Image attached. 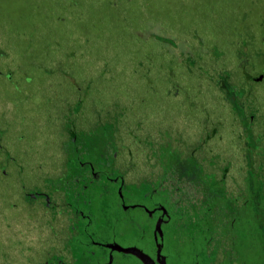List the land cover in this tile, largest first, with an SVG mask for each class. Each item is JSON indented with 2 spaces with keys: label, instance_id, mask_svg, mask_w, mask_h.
Here are the masks:
<instances>
[{
  "label": "rangeland",
  "instance_id": "rangeland-1",
  "mask_svg": "<svg viewBox=\"0 0 264 264\" xmlns=\"http://www.w3.org/2000/svg\"><path fill=\"white\" fill-rule=\"evenodd\" d=\"M71 147L264 180V0H0V264L49 259L25 198Z\"/></svg>",
  "mask_w": 264,
  "mask_h": 264
},
{
  "label": "flooded vegetation",
  "instance_id": "flooded-vegetation-1",
  "mask_svg": "<svg viewBox=\"0 0 264 264\" xmlns=\"http://www.w3.org/2000/svg\"><path fill=\"white\" fill-rule=\"evenodd\" d=\"M220 87L237 105L235 89ZM195 151L159 170L136 166L130 150L85 161L65 149V173L25 198V218L50 217L45 264H145L141 255L149 264H264V180L251 181L247 165L245 176L225 173L213 189L212 173L199 178Z\"/></svg>",
  "mask_w": 264,
  "mask_h": 264
},
{
  "label": "water",
  "instance_id": "water-1",
  "mask_svg": "<svg viewBox=\"0 0 264 264\" xmlns=\"http://www.w3.org/2000/svg\"><path fill=\"white\" fill-rule=\"evenodd\" d=\"M141 258H142V260L144 261L145 264H149L150 263L149 262V258H147L146 256L141 255Z\"/></svg>",
  "mask_w": 264,
  "mask_h": 264
}]
</instances>
